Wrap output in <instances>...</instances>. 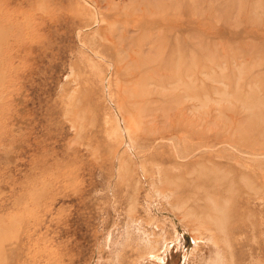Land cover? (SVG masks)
<instances>
[{
    "label": "rangeland",
    "instance_id": "1",
    "mask_svg": "<svg viewBox=\"0 0 264 264\" xmlns=\"http://www.w3.org/2000/svg\"><path fill=\"white\" fill-rule=\"evenodd\" d=\"M0 264H264V0H0Z\"/></svg>",
    "mask_w": 264,
    "mask_h": 264
},
{
    "label": "bare ground",
    "instance_id": "2",
    "mask_svg": "<svg viewBox=\"0 0 264 264\" xmlns=\"http://www.w3.org/2000/svg\"><path fill=\"white\" fill-rule=\"evenodd\" d=\"M128 121V120H127ZM130 124H131V120H130ZM133 126V125H132ZM131 127V126H130ZM132 128V127H131ZM134 129V128H133ZM211 201V199L209 200V202ZM212 202H213V200H212ZM215 206V205H214ZM214 208V207H213ZM218 210V209H217ZM218 211H220V210H218ZM214 212H215V210H214ZM221 225V224H220ZM220 231H222V230H220ZM120 243V242H119Z\"/></svg>",
    "mask_w": 264,
    "mask_h": 264
}]
</instances>
